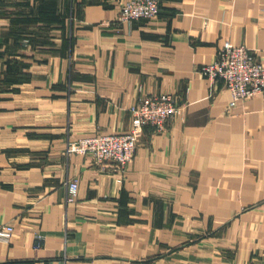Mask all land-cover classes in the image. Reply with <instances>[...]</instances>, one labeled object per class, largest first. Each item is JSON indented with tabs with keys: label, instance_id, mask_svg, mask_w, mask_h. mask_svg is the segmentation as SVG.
I'll list each match as a JSON object with an SVG mask.
<instances>
[{
	"label": "crops",
	"instance_id": "obj_1",
	"mask_svg": "<svg viewBox=\"0 0 264 264\" xmlns=\"http://www.w3.org/2000/svg\"><path fill=\"white\" fill-rule=\"evenodd\" d=\"M122 1L0 0V264H264V92L231 106L202 73L226 41L264 64V0L120 23ZM161 92L183 111L142 128L126 170L66 151Z\"/></svg>",
	"mask_w": 264,
	"mask_h": 264
},
{
	"label": "built area",
	"instance_id": "obj_2",
	"mask_svg": "<svg viewBox=\"0 0 264 264\" xmlns=\"http://www.w3.org/2000/svg\"><path fill=\"white\" fill-rule=\"evenodd\" d=\"M160 0H123L118 9L117 21L128 22L139 18L156 17L161 9ZM202 73L213 84L222 80L232 94L231 106L238 101L264 92V64L255 52L239 44L226 41L219 49L217 57L202 68ZM132 126L125 133L94 134L68 140L66 151L69 154L90 155L97 163H112L119 170H126L133 161L138 136L145 125L157 130L166 127L170 120L180 115L183 104L174 94L168 92L151 93L140 96L130 106ZM68 201H74L79 194V182L73 178L67 182ZM12 224L0 226V241L12 239ZM40 236H38L39 240ZM5 264H39L22 260L8 261Z\"/></svg>",
	"mask_w": 264,
	"mask_h": 264
},
{
	"label": "rangeland",
	"instance_id": "obj_3",
	"mask_svg": "<svg viewBox=\"0 0 264 264\" xmlns=\"http://www.w3.org/2000/svg\"><path fill=\"white\" fill-rule=\"evenodd\" d=\"M160 2H161V1H160ZM160 6H161V5H160ZM73 10H74V9H72V12H73ZM160 10H161V9H160ZM159 13H160V12H159ZM158 15H159V14H158ZM158 15H157V16H158ZM139 19H140V18H139ZM118 22L123 23L122 21H118ZM28 44H29V41H28V40H25V41H24V46H28Z\"/></svg>",
	"mask_w": 264,
	"mask_h": 264
}]
</instances>
